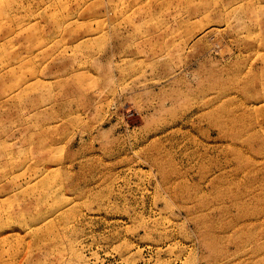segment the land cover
Here are the masks:
<instances>
[{
	"label": "rangeland",
	"instance_id": "374dc122",
	"mask_svg": "<svg viewBox=\"0 0 264 264\" xmlns=\"http://www.w3.org/2000/svg\"><path fill=\"white\" fill-rule=\"evenodd\" d=\"M0 264H264V0H0Z\"/></svg>",
	"mask_w": 264,
	"mask_h": 264
}]
</instances>
